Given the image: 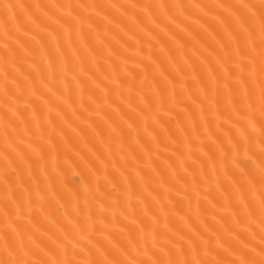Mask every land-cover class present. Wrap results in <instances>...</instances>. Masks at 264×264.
I'll return each mask as SVG.
<instances>
[{
	"label": "bare ground",
	"instance_id": "6f19581e",
	"mask_svg": "<svg viewBox=\"0 0 264 264\" xmlns=\"http://www.w3.org/2000/svg\"><path fill=\"white\" fill-rule=\"evenodd\" d=\"M0 264H264V0H0Z\"/></svg>",
	"mask_w": 264,
	"mask_h": 264
}]
</instances>
